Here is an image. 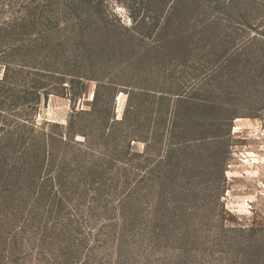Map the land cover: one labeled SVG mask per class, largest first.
<instances>
[{"label":"rangeland","instance_id":"obj_1","mask_svg":"<svg viewBox=\"0 0 264 264\" xmlns=\"http://www.w3.org/2000/svg\"><path fill=\"white\" fill-rule=\"evenodd\" d=\"M0 264H264V0H0Z\"/></svg>","mask_w":264,"mask_h":264},{"label":"trees","instance_id":"obj_2","mask_svg":"<svg viewBox=\"0 0 264 264\" xmlns=\"http://www.w3.org/2000/svg\"><path fill=\"white\" fill-rule=\"evenodd\" d=\"M79 79V78H78ZM80 80V81H79ZM79 87H77L76 89L75 88H70V90H68V93H65L63 94L65 97H69V101L71 102V104H75L82 96V93H83V89H84V83L82 82V79H79ZM42 89V88H40ZM35 93L37 94V99L38 101H40V96H41V93L39 88H37L35 90ZM44 96V98L46 99L47 98V95L48 93L46 92H43L42 94ZM39 103V102H38ZM37 103V104H38ZM74 112V110L72 111ZM71 123V120L69 121V124ZM70 125H73V124H70Z\"/></svg>","mask_w":264,"mask_h":264}]
</instances>
